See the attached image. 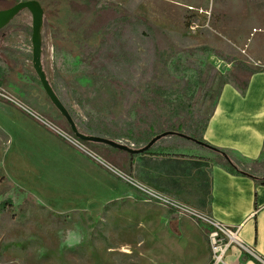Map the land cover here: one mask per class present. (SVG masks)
Instances as JSON below:
<instances>
[{
  "label": "rangeland",
  "instance_id": "374dc122",
  "mask_svg": "<svg viewBox=\"0 0 264 264\" xmlns=\"http://www.w3.org/2000/svg\"><path fill=\"white\" fill-rule=\"evenodd\" d=\"M21 1L28 0H0V9ZM36 1L43 10L42 68L76 121L85 120L84 113L120 123L136 120L134 110L140 109L139 101L146 97V84L175 93L192 76L199 78L193 99L171 100L163 112L168 116L173 111L181 118L188 108L196 120L209 118L222 76L230 77L236 71L197 49L221 52L255 70L260 68L257 60L264 58V0ZM30 36L31 16L26 10L0 30V89L42 119L68 130L34 74ZM122 61L123 68L111 64L107 69L125 80L130 75L129 83L120 87L128 94L126 100L121 99L116 86L99 75L103 63ZM0 102L11 106L2 99ZM10 121L0 120V202L12 204L0 214V264L174 263L176 254L171 247H156L150 213L140 217L130 212L136 228H124V214L113 205L102 212L94 208L87 212L92 207L83 205L92 196L88 190L87 195H78L70 188L51 187L39 168L42 164L27 149L7 142L4 128L12 133L11 127H15ZM16 121L35 130L25 120ZM116 141L128 145L127 139ZM87 146L125 172L123 155L107 146ZM155 149L169 154H204L215 160L209 151L173 137L162 138ZM231 158L242 162L246 171L264 168V152L256 162L236 154ZM12 160L16 171L15 166L10 167Z\"/></svg>",
  "mask_w": 264,
  "mask_h": 264
},
{
  "label": "crops",
  "instance_id": "0c3cea01",
  "mask_svg": "<svg viewBox=\"0 0 264 264\" xmlns=\"http://www.w3.org/2000/svg\"><path fill=\"white\" fill-rule=\"evenodd\" d=\"M257 64L260 65L258 71L263 70L264 58L258 59ZM0 120H11L14 133L4 128L7 142L27 149L30 156L42 164L39 168L51 187L70 188L78 195H87V190L91 193L92 196L83 202V205H92L91 211H87L89 214L92 208L102 212L113 205L115 211L119 209L124 214L123 227L136 228L128 214L136 212L141 217L150 213L157 235L156 247L159 250L171 247L176 254L173 255V264H206L209 261L204 226L190 219H176L167 209L141 200L126 184L109 176L35 121L1 102ZM16 120L27 121L35 130ZM203 140L210 147L227 152L230 157L236 154L242 160H257L264 152V72H257L249 78L244 95L231 84L221 87ZM198 147L213 154L210 149ZM111 150L123 155L124 170L133 179L210 215L230 228H237L242 243L264 258L263 185L250 177L228 173L204 154L164 152L166 155L133 156ZM14 166L16 171L12 160L10 167ZM248 256L233 246L226 254V262L259 264Z\"/></svg>",
  "mask_w": 264,
  "mask_h": 264
},
{
  "label": "trees",
  "instance_id": "16d2710c",
  "mask_svg": "<svg viewBox=\"0 0 264 264\" xmlns=\"http://www.w3.org/2000/svg\"><path fill=\"white\" fill-rule=\"evenodd\" d=\"M136 20L138 22H142V20L139 18ZM197 50L204 54H211L218 60L232 66V68L235 69L236 72L230 77L222 76L221 87L225 84H231L241 95L245 94L249 78L257 72H264V69L260 71L252 69L244 62L225 56L218 51L210 50L205 47H200ZM157 57L160 58L159 52H157ZM111 64L113 66L123 68L125 61H122V63H103L100 67L103 73H99V75L103 79L116 86L119 89L118 94L121 96V99L126 100V95L128 94L125 95L124 91H122L120 87L129 83L130 75L125 80L124 76L117 74L115 71L107 69V67H110ZM213 78L214 77L211 78V81ZM198 81L199 78H197V76L187 78V81L184 82V86H181L180 90L175 91V93L160 85L146 84V97L139 101L140 109L134 110L136 120L133 121L123 120L121 123L119 121H106L107 119L101 115H93L89 113H84L85 120L76 121L73 118V121L77 127V130L84 135L98 136L114 141L124 138L127 139L128 144H133L134 148H141L145 146L153 137L167 131L184 134L209 146L203 140V132L209 118L196 120L191 109L188 108L185 109V113L181 118L176 112L170 111L168 116L167 113L163 112L166 107L169 106L171 100L177 101L179 103L181 100L193 99L195 96V89L198 87ZM51 87L59 98L55 86L51 85ZM168 96H174V98L168 99ZM68 112L70 114L69 110ZM173 138L181 139L178 137ZM155 147L156 144L145 151L143 155H166L163 151L156 150ZM213 149L214 150L212 151L215 158V164L232 175H244L250 177L255 182L264 186V168L259 170V172L258 170L246 171L241 167L242 162L233 160L229 154L223 150L215 148ZM11 205L12 204L8 200L0 202V214L9 209ZM248 258L253 260V258L250 256H248Z\"/></svg>",
  "mask_w": 264,
  "mask_h": 264
},
{
  "label": "built area",
  "instance_id": "2783aa9c",
  "mask_svg": "<svg viewBox=\"0 0 264 264\" xmlns=\"http://www.w3.org/2000/svg\"><path fill=\"white\" fill-rule=\"evenodd\" d=\"M0 99L8 102L18 110L26 113L34 121H36L43 128L48 130L55 137L69 145L71 148L85 156L90 161L98 164L104 170L109 172L112 176L126 184L133 189L144 201L154 203L170 211L176 218H186L193 220L205 227L206 238L209 248V261L206 264H228L226 262V254L228 250L235 246L243 250L259 264H264V258L257 256L253 250L246 247L238 236L237 228H230L223 223L215 220L206 213L199 212L193 207L179 202L172 197L163 195L155 190L141 184L133 179L129 174L122 172L102 157L90 150L86 143L77 139L70 130H64L44 119L39 117L36 113L24 107L22 103L17 101L13 96L0 89ZM133 147V144H128Z\"/></svg>",
  "mask_w": 264,
  "mask_h": 264
},
{
  "label": "water",
  "instance_id": "95a60500",
  "mask_svg": "<svg viewBox=\"0 0 264 264\" xmlns=\"http://www.w3.org/2000/svg\"><path fill=\"white\" fill-rule=\"evenodd\" d=\"M28 11L31 16V36H30V44H31V64L32 69L34 71L35 76L40 84L42 91L45 96L51 103V105L55 108V110L60 114V116L64 119L67 124L70 132L80 141L87 144H95V145H103L107 146L111 149L118 150L121 152H125L129 155H141L151 147H153L159 140L166 137H178L183 140L194 143L198 146L204 147L206 149L214 150L213 148L197 141L189 136H186L177 132H163L155 137H153L145 146L141 148H132L126 144L110 140L103 137L98 136H90L84 135L77 130V127L69 114L66 107L59 100L58 96L55 94L54 90L49 83L45 72L43 71L41 64V53H42V38L41 31L43 26V10L41 5L36 0H28L21 1L13 6L0 10V30L5 28L20 12Z\"/></svg>",
  "mask_w": 264,
  "mask_h": 264
},
{
  "label": "flooded vegetation",
  "instance_id": "af4514ba",
  "mask_svg": "<svg viewBox=\"0 0 264 264\" xmlns=\"http://www.w3.org/2000/svg\"><path fill=\"white\" fill-rule=\"evenodd\" d=\"M9 8V7H8ZM4 9H7V8H3V9H0V10H4Z\"/></svg>",
  "mask_w": 264,
  "mask_h": 264
}]
</instances>
